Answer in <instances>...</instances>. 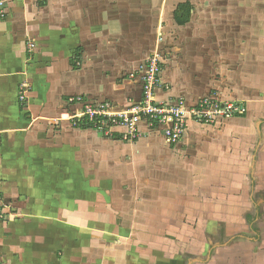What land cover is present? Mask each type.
Here are the masks:
<instances>
[{
	"label": "crops",
	"instance_id": "1",
	"mask_svg": "<svg viewBox=\"0 0 264 264\" xmlns=\"http://www.w3.org/2000/svg\"><path fill=\"white\" fill-rule=\"evenodd\" d=\"M1 10V264H264V0H0ZM169 46L178 56L163 64L170 87L157 101H241L246 115L221 129L189 121L173 146L143 126L130 144L66 122L69 97L138 103L140 71ZM95 164L115 176L98 179L92 200ZM140 229L152 240L116 241Z\"/></svg>",
	"mask_w": 264,
	"mask_h": 264
},
{
	"label": "built area",
	"instance_id": "2",
	"mask_svg": "<svg viewBox=\"0 0 264 264\" xmlns=\"http://www.w3.org/2000/svg\"><path fill=\"white\" fill-rule=\"evenodd\" d=\"M43 3L46 0H37ZM5 17V12L0 11V18ZM159 60H154L153 56L149 57L142 70L141 100L138 103H131L126 111H112L111 104H92L85 100H70L77 104L82 101V115L75 114L71 116V125L77 126L79 123H86L104 135H108L113 129L123 128L125 130L124 138L130 137L133 140L139 137L141 133L139 126H143L150 131L160 133L165 142L175 144L184 134L188 122L195 121L199 123L213 124L216 119L239 117L245 113V108L241 104L234 102H222L211 98H201L198 102L188 108L186 111L182 101L180 105L169 106L158 102L154 97L156 89L167 87L168 84L161 78L162 66ZM23 92L20 96V101L24 102ZM75 105V104H73ZM2 202L0 200V220L4 217V212L1 210ZM1 264V263H0Z\"/></svg>",
	"mask_w": 264,
	"mask_h": 264
},
{
	"label": "rangeland",
	"instance_id": "3",
	"mask_svg": "<svg viewBox=\"0 0 264 264\" xmlns=\"http://www.w3.org/2000/svg\"><path fill=\"white\" fill-rule=\"evenodd\" d=\"M252 27V30H254L255 28H253L254 26H251ZM160 41V40H159ZM161 44L163 43L164 44V42H163V40H162V38H161ZM219 43H222L224 46H225V42L224 41H220ZM211 44H208V46H210ZM165 46V45H164ZM223 46V47H224ZM222 47V48H223ZM160 49H161V47H159ZM162 50V51H161ZM161 50H158V51H156V52H154V54L153 55H151V57L153 56V58H154V60H159L160 62H161V66H162V70H163V64H165V62L167 61V65H168V67L171 65V63L173 62V60H174V58H176L177 56L175 55V51H174V47L173 46H169V48H166V49H161ZM172 50V51H171ZM165 53H169L168 55H166ZM171 54V55H170ZM173 55V56H172ZM168 60H169V63H168ZM171 62V63H170ZM166 66V65H165ZM141 68V67H140ZM165 70V69H164ZM141 74H142V71H140V75H139V77H138V81H141L142 80V77H141ZM137 76V75H136ZM128 77L131 79L132 77H134V75H132V74H130V75H128ZM161 78H162V72H161ZM223 85L224 86H226V83H223ZM164 87V89H162V88H159V89H156L155 91H154V97H155V94H157V92L160 90H166V89H168L170 86L168 85L167 87H165V86H163ZM30 90H31V87H27V88H23V91H24V93H23V95L25 96V98L26 97H28V94H26L25 93V91H29L30 92ZM228 93L229 94H232L233 93V91L232 90H228ZM229 94H227V95H229ZM77 97H79L80 98V100H88V99H86V98H84V97H82V96H74V97H69V98H66V102H65V105H67V107L69 106V105H72V104H75L76 106H74V108H72V112L70 111V112H68V119H66V122H69V123H71L72 124V122L70 121V119H71V116H73V115H75V114H80V115H82V108H84V106L85 105H83V103H82V101H80L78 104H77V102H73V103H71L70 102V100H78L77 99ZM156 98V97H155ZM230 98V97H229ZM141 100V99H140ZM158 100V99H157ZM180 100L182 101V103H183V106H184V108H185V110L187 111L188 110V108L189 107H186L185 106V103H184V101H183V99H181V98H179L177 101V103L176 104H168V102L166 103V102H164V101H158V102H161V103H163V104H168L169 106H176V105H180ZM222 100H226V99H222ZM227 100H232V99H227ZM24 102L26 101L25 99L23 100ZM103 103H108V102H103ZM103 103H99V104H103ZM230 103V102H229ZM234 103H237V104H241L242 106H244V108H245V113L243 114V116H245L246 115V112H247V106H246V104L245 103H243V102H241V101H235ZM99 104H96V105H99ZM111 104V103H110ZM221 104H224V102H222ZM111 106H112V104H111ZM128 108H126V109H123V110H118V109H114L113 107H112V111L113 110H116V111H121V112H123V111H126ZM60 117V116H59ZM222 119L223 118H221V117H219V118H217L216 119V121L215 122H219V129H221V127H223L222 125H221V123H223L222 122ZM27 121L29 120V121H31L32 119L31 118H29V119H26ZM239 122H242V120H240ZM189 124V123H188ZM214 124V123H213ZM213 124H209V125H213ZM245 125L246 126H248V128H250V130L249 131H247V133H246V139H245V141H249V140H251L252 138H253V128L252 127H249V126H252L251 124H248V123H245ZM263 125L264 124H260L259 125V130L260 131H262V128H263ZM73 127H76V126H74V125H72ZM86 127H88V126H80L79 124H77V128H86ZM112 132H114V133H109L107 136H112L114 139H116V140H119L120 139V141L122 140L123 141V143H132V141H136L137 139H139V138H141V137H143V135H145L144 133H145V131L144 132H142L141 131V133L139 134V137H136V138H134L133 140H130L129 138V136H128V138H124V134H125V130L123 129V128H116V129H113V131ZM115 132H117V133H115ZM152 132V131H151ZM146 133H150V131L148 130V132H146ZM183 136V135H182ZM106 137V136H105ZM181 140V139H180ZM180 140L178 141V142H180ZM178 142H176L175 144H177ZM163 143H165V144H168L167 142H165V140H163ZM174 144H171V146H173ZM76 147H77V145H76ZM76 151H77V153L78 154H82V152H80L79 153V150L78 149H76ZM225 160L222 162V167H224V165H225ZM98 164V163H97ZM97 164H95V168H94V166L93 167H91V171L93 172L92 173V176L94 177L95 176V179H92V181H96L97 182V185H96V183L95 184H93V185H91V188H89V189H91V192H86L87 194H86V198H88L89 196L92 198V200H93V198H94V196L95 195H98L99 194V191H100V187L98 186V181H100V180H103V178L105 177V178H108L110 175H111V177H114L112 174H108V176H105V174H104V177L103 176H99L98 177V171H96V170H98L97 169ZM226 164H227V162H226ZM228 164H229V166H230V161H228ZM228 164H227V166H228ZM221 170V169H220ZM220 170H219V173H220ZM96 171V172H95ZM116 176L118 177V178H121V176H120V170H118L117 171V174H116ZM98 179H100V180H98ZM125 186V188L127 189L129 186L128 185H124ZM80 187H82V185H80ZM105 189H106V187H105ZM203 190H206V189H203ZM105 192V191H104ZM84 194H82V196H83ZM109 202V201H108ZM154 202H156V203H158V200H154ZM110 204V203H109ZM185 204V203H184ZM184 204H180V206H183ZM171 210L172 211H176V210H174L173 208H171ZM183 218V223L188 227V228H190V230H194L195 229V227H194V220L196 221V219H198V217H189V216H186V217H182ZM123 220H125L127 223H128V226L130 225V223L132 222V220L129 218V219H126V218H124ZM140 224H142V225H144V223H143V220L142 221H140ZM130 228H131V226H130ZM129 228V229H130ZM131 230V229H130ZM147 229H145V230H138V231H133V232H127V233H125V234H123V236L122 235H120L117 239H116V241H118L119 243H129V242H134V241H137V240H142V241H146L147 242V240H152V233H147V231H146ZM189 234H187V237H188V239L190 238V239H193V236H191L190 237V234H193V233H190V232H188ZM113 235H115V234H109V236L110 237H112ZM176 235H181V234H179V233H175V234H173V233H170V232H165V233H163V232H161V233H159V234H154V237H161V238H165V241H175L177 238H176ZM149 236V237H148ZM108 241H110V240H108ZM156 241V240H155ZM157 241H159V240H157ZM111 242V241H110ZM145 242V243H146ZM144 243V244H145ZM167 244H162V247H163V250H165V251H167ZM145 252V251H144ZM190 256H192V254H189ZM193 258V257H192Z\"/></svg>",
	"mask_w": 264,
	"mask_h": 264
},
{
	"label": "trees",
	"instance_id": "4",
	"mask_svg": "<svg viewBox=\"0 0 264 264\" xmlns=\"http://www.w3.org/2000/svg\"><path fill=\"white\" fill-rule=\"evenodd\" d=\"M188 20V15L185 16V17H180L179 15L176 17V21L179 23V24H183L185 23L186 21ZM86 123H79L80 126H88V125H85ZM89 127V126H88Z\"/></svg>",
	"mask_w": 264,
	"mask_h": 264
}]
</instances>
